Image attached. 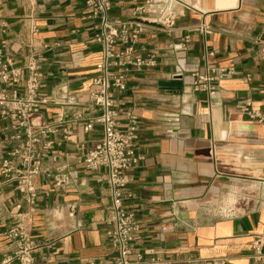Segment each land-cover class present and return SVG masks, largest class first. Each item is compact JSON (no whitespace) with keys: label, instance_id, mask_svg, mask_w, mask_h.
<instances>
[{"label":"crops","instance_id":"crops-1","mask_svg":"<svg viewBox=\"0 0 264 264\" xmlns=\"http://www.w3.org/2000/svg\"><path fill=\"white\" fill-rule=\"evenodd\" d=\"M218 1L171 0L173 31L148 29L137 44V54L154 55L156 64L131 70L115 94L119 124L132 116L139 120L142 160L129 172L125 200L140 223L135 246L171 264L220 258L225 264H264L253 259L251 249L253 234L264 230V122L241 112L250 100L264 114V60L257 43L264 40V0H234L226 8ZM111 2L113 19L129 18L137 4ZM93 24L86 0H0L1 45L18 49L33 37L50 46L42 61L41 92L51 97L42 108L47 120H56L57 102H70V113L89 103L101 59ZM202 24L211 32H200ZM32 25L38 28L33 36ZM179 43L183 48H174ZM27 52L24 47L16 54L19 64ZM213 67L233 74L220 79L216 95L206 99L191 83L196 73ZM68 127L69 139L52 137L43 161L50 171L35 181L33 235L41 244L36 264H116L107 185L100 180L103 173L84 165L102 127ZM16 134L0 113V263L10 252L5 232L13 223L11 210L16 204L28 209L15 183L1 175L2 161L21 142ZM58 171L69 177L64 186L56 184Z\"/></svg>","mask_w":264,"mask_h":264},{"label":"built area","instance_id":"built-area-1","mask_svg":"<svg viewBox=\"0 0 264 264\" xmlns=\"http://www.w3.org/2000/svg\"><path fill=\"white\" fill-rule=\"evenodd\" d=\"M129 18L113 19L111 0H86L88 16L94 21L95 34L92 42L101 47V59L95 66V76L89 93V103L83 111L70 113V102H61L56 120L44 118L42 108L51 97L41 92L43 52L49 44L31 37L24 45L28 52L19 64L16 54L24 47L0 44V113L16 130L14 139L21 142L2 161L1 175L6 182H13L28 209L16 204L11 210L13 223L5 232L10 252L0 264H36L35 253L41 247L33 235L34 218L38 199L36 179L49 168L43 167L53 145L52 137L61 133L65 139L71 136L68 125H80L90 132L96 125L102 127V137L93 144L84 158L88 171L103 173L110 199L107 223L112 245L117 251L116 264H171L160 255H147L137 251L140 223L135 213L126 207V189L131 181L129 172L142 160L137 151L139 120L132 116L121 126L117 120L118 105L115 94L125 88L127 74L156 64L154 55L144 58L137 54V44L148 29L171 33L176 26L177 16L171 10V0H136ZM200 32L210 33V27L202 24ZM38 32L31 26V36ZM259 55L264 60V40H258ZM174 48L182 49L179 43ZM233 74V69L209 68L204 74L196 73L191 83L194 93L212 99L217 93L220 79ZM249 80L250 78L247 77ZM76 103L75 105H77ZM241 112L251 120L264 122V114L252 108L248 100ZM57 185L64 186L69 177L63 171L54 176ZM252 257L264 262V230L253 234ZM212 264H225V259H216Z\"/></svg>","mask_w":264,"mask_h":264},{"label":"bare ground","instance_id":"bare-ground-1","mask_svg":"<svg viewBox=\"0 0 264 264\" xmlns=\"http://www.w3.org/2000/svg\"><path fill=\"white\" fill-rule=\"evenodd\" d=\"M235 1H237V0H235ZM220 4H219V6L220 7H225L226 8V6H229V5H233V3H234V0H221V1H218ZM217 4V3H216ZM216 6V5H215ZM217 6H218V4H217ZM219 7V8H220ZM224 8V9H225ZM221 9V8H220Z\"/></svg>","mask_w":264,"mask_h":264}]
</instances>
